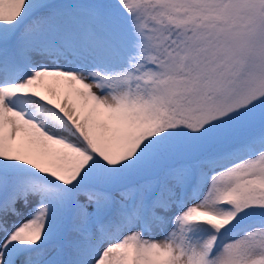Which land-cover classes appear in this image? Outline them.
I'll use <instances>...</instances> for the list:
<instances>
[{"label":"snow or ice","instance_id":"snow-or-ice-1","mask_svg":"<svg viewBox=\"0 0 264 264\" xmlns=\"http://www.w3.org/2000/svg\"><path fill=\"white\" fill-rule=\"evenodd\" d=\"M0 264H264V0H0Z\"/></svg>","mask_w":264,"mask_h":264}]
</instances>
